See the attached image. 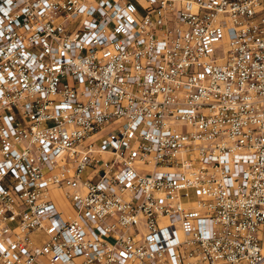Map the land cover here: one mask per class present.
<instances>
[{
	"label": "built area",
	"instance_id": "built-area-1",
	"mask_svg": "<svg viewBox=\"0 0 264 264\" xmlns=\"http://www.w3.org/2000/svg\"><path fill=\"white\" fill-rule=\"evenodd\" d=\"M0 264H264V0H0Z\"/></svg>",
	"mask_w": 264,
	"mask_h": 264
},
{
	"label": "rangeland",
	"instance_id": "rangeland-1",
	"mask_svg": "<svg viewBox=\"0 0 264 264\" xmlns=\"http://www.w3.org/2000/svg\"><path fill=\"white\" fill-rule=\"evenodd\" d=\"M221 53V52H219ZM86 174V171L83 172V176ZM51 195L52 197L54 198L55 202L59 205V206H63L64 209L68 210V211H71L68 207V204L66 202V200L64 199L63 197V194H62V191L60 189H54L51 191Z\"/></svg>",
	"mask_w": 264,
	"mask_h": 264
},
{
	"label": "bare ground",
	"instance_id": "bare-ground-1",
	"mask_svg": "<svg viewBox=\"0 0 264 264\" xmlns=\"http://www.w3.org/2000/svg\"><path fill=\"white\" fill-rule=\"evenodd\" d=\"M67 202V201H66ZM67 204H68V202H67ZM69 206V205H68ZM66 210V209H65Z\"/></svg>",
	"mask_w": 264,
	"mask_h": 264
}]
</instances>
